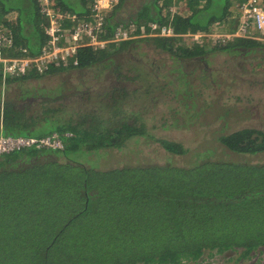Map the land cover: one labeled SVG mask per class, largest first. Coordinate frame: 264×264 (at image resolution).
<instances>
[{"label": "trees", "instance_id": "16d2710c", "mask_svg": "<svg viewBox=\"0 0 264 264\" xmlns=\"http://www.w3.org/2000/svg\"><path fill=\"white\" fill-rule=\"evenodd\" d=\"M17 1L0 0V31L13 40L5 52L34 57L47 43L46 21L37 0ZM186 1L188 11L170 17L178 0H150L136 16L120 0L103 36L139 23L176 33L235 24L238 0ZM90 2L60 6L84 18ZM141 44L167 55L165 74L139 56L148 55ZM219 54L246 63L234 74L223 66L222 83L209 78H221L210 67ZM54 75L60 82L51 86ZM203 79L216 95L199 87ZM54 133L64 149L0 154V264H210L229 251L236 264L262 260L263 42L189 46L179 36H144L82 47L77 64L44 72L4 79L0 68V135Z\"/></svg>", "mask_w": 264, "mask_h": 264}, {"label": "built area", "instance_id": "2783aa9c", "mask_svg": "<svg viewBox=\"0 0 264 264\" xmlns=\"http://www.w3.org/2000/svg\"><path fill=\"white\" fill-rule=\"evenodd\" d=\"M39 12L45 19L47 43L37 56L11 57L5 52L13 44L12 35L0 31V68L4 79L19 77L30 71L44 72L51 64L66 63L73 59L77 64L78 50L93 46L104 49L110 43L144 36L182 37L189 46H205L226 43L235 38H248L264 43V0L236 1L235 24L227 27L223 22L214 23L207 31L176 33L173 27L157 23L120 26L112 37L105 38L107 17L120 0H91L90 14L80 17L61 8L60 0H37ZM185 3V4H184ZM186 0H178L165 13L172 17L183 13ZM150 26V32L146 28ZM65 140L58 133L44 137L0 135V154L24 148L64 149Z\"/></svg>", "mask_w": 264, "mask_h": 264}, {"label": "rangeland", "instance_id": "374dc122", "mask_svg": "<svg viewBox=\"0 0 264 264\" xmlns=\"http://www.w3.org/2000/svg\"><path fill=\"white\" fill-rule=\"evenodd\" d=\"M14 1H15L14 4L20 2V1H17V0H14ZM129 1H131V2L129 3L127 9H125V10L130 11L134 16H136V12L138 11L139 8H141L143 3L150 2V0H129ZM18 4H20V3H18ZM186 8L189 9L188 4H187ZM125 10L123 12H125ZM184 12H187L185 7H184ZM124 17H126L125 13H124ZM233 25H234V23H233ZM137 51H139V52L143 51V52L148 53L147 56L139 55L141 58L147 59V60H149L151 62H152V60L157 61V64L160 65V67H161L162 74H165L167 72V70L170 68V66H169L170 61H168L166 59V57H167L166 54L158 53V52L155 53L152 50H150L149 48H146L144 44H141L140 47H139V50L137 49ZM227 59H228V65H224V63L226 62ZM254 60L256 61L257 59H254ZM243 61H244V59L241 58V57L236 58V60L235 59L232 60L231 57L227 56V55H220V54L219 55H215V56H213L212 63H210V67L213 68V70H212L213 74H214V72L215 73L217 72V73H219V76H221V78H219L217 76V79H216L215 76H213V75L209 76V78L211 79V81H212V78H213L215 81H220L222 83L223 79H224V75H225V74L222 73V72H224V71H222L223 66H227L228 67V74L229 73H233L234 74L235 72L233 71V69L235 67L237 68V65H238L239 69H242L243 65L246 64ZM91 76H92V74L89 73L88 74V78H90V79H87L88 80L87 84L89 86L94 83V81L91 79ZM226 77H228V75H226ZM73 80L75 81V78ZM48 81H49L51 86L52 85L55 86L56 84H58L60 82V79H59L58 76L54 75V76H49L48 77ZM196 81H197L199 87L204 88V90L207 91L208 93H210V94L212 93V94H215V95L217 94V93H214L215 91L212 88L207 87L208 86L207 85V80L203 79V80H196ZM208 83H209V81H208ZM161 112H165V113L169 112V108L167 107V105L163 106V109L161 110ZM257 118H258V120H260L258 115H257ZM216 120L219 123V121L221 119H216ZM258 123H259V121H258ZM171 132H173L174 135H176V137H180L182 139L190 137L192 135H194V136L197 135L196 132H188V131H185V130L181 131V130L173 129ZM165 133H166V131L162 130V134L165 135ZM146 147L147 146L144 147L143 145H141V147H140L141 149H143V148L145 149L144 153L142 154V155H145V156L149 154L146 151ZM155 155L157 157H160V158L163 159L164 156H165V153L164 152H158V153H155ZM234 256H238V253H232L231 251H229V252H226V253L222 254L221 256H219L222 260L212 261L210 264H236V263H234V261H230V262L228 261V259H230V257H234ZM262 256L263 257H262V260L260 262H258V258L255 257L254 259H252L249 262L239 263V264H264V255H262Z\"/></svg>", "mask_w": 264, "mask_h": 264}]
</instances>
